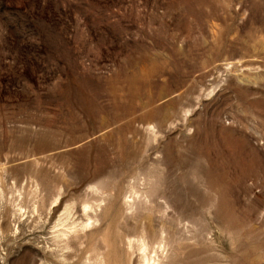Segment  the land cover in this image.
<instances>
[{"label": "rangeland", "instance_id": "374dc122", "mask_svg": "<svg viewBox=\"0 0 264 264\" xmlns=\"http://www.w3.org/2000/svg\"><path fill=\"white\" fill-rule=\"evenodd\" d=\"M0 264H264V0H0Z\"/></svg>", "mask_w": 264, "mask_h": 264}]
</instances>
